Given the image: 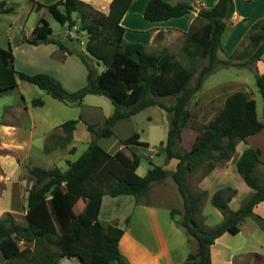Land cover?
I'll return each instance as SVG.
<instances>
[{
    "label": "trees",
    "instance_id": "16d2710c",
    "mask_svg": "<svg viewBox=\"0 0 264 264\" xmlns=\"http://www.w3.org/2000/svg\"><path fill=\"white\" fill-rule=\"evenodd\" d=\"M131 1L111 0L107 13L96 10L83 0H54L46 5L36 1V11L46 6L69 28L75 27L79 19V27L87 33L86 51L104 64L101 71H96L79 53L87 73L85 84L78 89H66L49 73L17 72L12 50L0 47V95L17 85L18 74L67 103L79 102L86 94L94 93L106 95L114 105L113 112L102 124L86 122L92 139L76 159L68 161L67 168L29 167L28 176L32 183L27 189L25 222L16 220L9 212L0 217V252L5 259L11 260V264H57L64 256H75L83 264H107L110 260L130 264L119 247L124 228L118 224L105 225L98 218L102 197L130 194L139 198L152 182L163 180L168 171L159 164H152L144 175L136 172L140 156L134 151L126 152L125 147L149 145L148 141L140 139L139 132L123 138V147L114 152L104 149L97 138L111 135L113 125L119 119L150 105L171 113L162 147L168 159H175L171 174L182 196L183 207L173 206L170 213L173 217L179 215L176 224L196 242L182 264H212L210 247L217 237L226 231L237 233L249 215L264 220L254 213V207L264 200V183L261 175L255 172L256 166L262 163L259 147H245L235 161L238 173L251 189L237 209L229 206L235 189H217L212 193L211 203L223 215L222 221L213 227H206L196 215L206 189L192 191L187 181L188 173L203 162H206L203 176L207 175L216 166V160L231 156L238 141L246 140L263 128L264 121L257 116L256 101L246 91L236 90L227 95L216 114L197 127L189 149L175 148L181 129L191 116L188 103L201 88L205 76L218 63L252 67L261 58L264 53V16L248 28L244 36L248 44L226 58L218 57V50L222 47L221 39L227 27L230 0H216L211 7L200 8L184 32L176 53L167 46L147 51L143 43L123 39L125 27L121 19ZM3 3L1 0L0 6ZM7 9L10 8L2 10ZM191 10L192 5L185 0H148L143 16L150 21H162ZM73 12H77V17H73ZM51 32L48 21L41 17L33 32L24 35V40L33 44L56 42L70 53L61 40L50 36ZM160 35L159 30L155 37L158 39ZM201 60L204 62L197 71ZM195 74V82L190 84ZM255 80L263 100L264 117V73L255 71ZM164 97H173V100L165 102ZM32 102L34 105L43 103L41 98H34ZM77 121L75 118L65 120L61 124L62 133L52 132L51 136L61 139L62 144L69 142ZM45 149L50 151L53 148L46 145ZM79 199L83 202L81 209L76 211L74 206ZM20 240L26 243L22 248Z\"/></svg>",
    "mask_w": 264,
    "mask_h": 264
},
{
    "label": "rangeland",
    "instance_id": "374dc122",
    "mask_svg": "<svg viewBox=\"0 0 264 264\" xmlns=\"http://www.w3.org/2000/svg\"><path fill=\"white\" fill-rule=\"evenodd\" d=\"M32 2L34 0H4L0 6V47L12 50L13 64L17 72L49 73L66 89H78L85 84L87 71L79 53L84 55L96 71H101L104 64L86 51L87 33L79 27V19L76 26L70 27V31H68V25L58 21L46 7L43 6L40 10L35 11L32 8ZM206 3L204 2V4ZM95 4V6H91L96 10L108 12L109 4L107 2ZM5 8L10 9L2 10ZM72 15L77 17V12H73ZM41 17L46 19L52 28L50 36L61 40L71 50L70 53H67L65 48H60L56 42L33 44L24 40V35L28 36L33 32ZM236 27L228 24L227 34H230L231 30ZM69 34L74 36L70 37ZM182 41L183 39L178 38L174 42L171 40V50L176 53ZM242 42L238 47L239 50L248 44L247 39ZM228 55L222 53V58H226ZM203 62L204 60L199 62L197 71ZM254 67L218 63L214 70L205 76L201 88L188 103L191 116L181 129V136L175 145L176 149H189L198 130L197 127L211 119L223 105L227 95L236 90H244L255 99L257 116L261 121H264L263 100L256 84L255 71L257 70ZM196 74L190 84L195 82ZM16 80V86L0 95V217L9 212L16 220L24 223L27 189L32 183L28 176L29 167L41 165L47 168L53 166H58L61 169L67 168L68 161L76 159L92 139L91 132L86 128V122L102 124L104 119L113 112L114 105L106 95L94 93L86 94L79 102L67 103L53 97L37 84L19 77L18 74H16ZM34 98H41L43 103L34 105L32 102ZM162 100L171 102L173 97H164ZM170 116L171 113L165 109L157 105H150L117 121L113 125L111 135L97 138V142L109 152L120 148L122 139L133 132H139L140 139L148 141L147 147L130 145L125 147V150L128 153L134 151L140 156V164L136 168L139 175H144L152 164H159L167 169L168 173L164 179L152 182L146 193L139 197V199L149 201L156 206L158 220L163 221L169 215L167 204L170 207H183L182 196L171 174L174 162L167 158L163 147H161L166 140ZM72 118L78 119L74 137L69 142L62 144V140L51 136V133H62V122ZM46 145L53 149L45 151ZM247 146L259 147L261 150L262 163L256 166L255 172L261 175L264 183L263 126L261 130L249 135L246 140L238 141L234 152L228 159L215 161L216 166L213 169L216 171L209 176L211 180L208 183L213 186L206 190L196 214L198 220L206 227H213L223 219L221 211L211 203V195L215 190H230L232 188L236 190L229 202L231 209H237L249 196L251 189L235 166L237 157ZM121 147H123V143ZM205 163L203 162L196 170L188 173L187 181L192 191L204 190L201 188L200 181L204 177ZM228 190L224 191L228 192ZM129 198L134 201L132 203L123 202ZM139 199L130 194L104 195L103 223L108 225L110 221L107 217L111 215L112 218H115L112 224L118 223L123 228L129 227L132 235L146 237V235L155 234L156 228L150 227L148 218L139 212V207H136L135 203ZM82 200L79 199L76 202L74 206L76 211L81 209ZM262 209L264 211V204ZM126 218H129L128 222L125 221ZM262 218L264 219V215ZM163 221H161L162 224ZM167 231L166 225L165 232ZM190 240L193 245L196 244L194 239ZM254 241H257V244ZM25 244V242L19 241L21 248ZM216 246L220 248V256L227 257L228 251L233 254L231 264H251L253 253L264 256V220L253 214L247 216L240 224L239 232H224ZM191 247L189 244V249H192ZM248 249H252V251ZM72 262L82 264L76 260ZM0 264H11V260L5 259L1 252ZM68 264L70 263L68 262Z\"/></svg>",
    "mask_w": 264,
    "mask_h": 264
},
{
    "label": "crops",
    "instance_id": "0c3cea01",
    "mask_svg": "<svg viewBox=\"0 0 264 264\" xmlns=\"http://www.w3.org/2000/svg\"><path fill=\"white\" fill-rule=\"evenodd\" d=\"M36 1H39L46 5L53 2L54 0H34V2H32V8L35 11H36L35 9ZM83 1L89 3L90 5L95 6L96 5L95 3L107 2V4H109L111 0H83ZM147 1L148 0H132L127 11L125 12V14L121 19V24L124 25L125 27L123 33V39L125 41L141 42L144 44L145 49L147 51L157 50L161 46H167L171 50V46H172L170 44L171 40L174 42L176 38L183 39L184 32L187 30L190 22L195 17L198 10L201 7L209 8L216 2V0H187L192 5V7L196 8V11L191 10V12L186 13L182 16L172 17L167 20L150 21L143 16V9ZM168 1L175 2L177 0H168ZM204 2H207L206 3L207 5L204 4ZM102 13H106V12H102ZM263 16H264V0H230L229 8L226 16L227 25L231 24L235 27L236 25L239 26H237L235 29L233 28L230 34L229 33L227 34L226 32L227 29H225L221 39L222 47L218 50V57L222 58V53H224V55H228L232 53L234 50H236L240 46L241 42L244 40V36L250 25L255 20ZM240 23L242 24L241 26ZM65 25L67 24L65 23ZM68 29H69L68 31H70V28ZM159 30L161 35L157 39L155 36ZM68 36L71 37L74 35L69 34ZM180 45L181 43L179 44V46ZM253 66L256 67L257 72L264 73V53L262 54L261 58L254 63ZM74 130H73V137H74ZM121 146L122 143L120 147ZM170 160H173L174 162L172 168L173 170L176 162L175 159L173 158ZM215 171H216L215 169H212L207 175H205L201 179L200 181V185L202 186L201 188L209 190L210 187L213 186L212 184L208 185V183H210L211 180L209 179V176L211 174H214ZM103 201H104V196L102 197V202L98 214V218L102 223H103V217H102ZM133 201L134 200L132 198H129L128 200H125L123 202L132 203ZM135 204L136 207H139L140 210L139 212L142 215L146 216L148 218V221H150V227L156 228V233L153 234L152 236L146 235V237H141L138 235H132L129 231V227L126 226L124 227L123 234L119 240V247L121 249V252L128 259L129 263L130 264H182V261L186 258L187 254L190 251H192V249L196 246V244L193 245L192 241L188 238L184 229L176 224L175 220L179 215L175 214L173 217L170 213L171 207L167 204L169 215L167 216L166 219H164V221L161 219L158 220L157 216L159 215L157 214L158 213L157 208L152 203H150L149 201L139 199V201H136ZM263 204H264V200L259 202L254 207V213L259 214L260 216L264 215L263 213L264 211L262 209ZM107 219H109L111 224L112 222H114L113 220H115V218H112L111 215H109ZM161 221H163L164 223L162 224ZM166 225H167L168 233L165 232ZM220 237L221 235L215 239V241L212 243L210 247L212 264H231V259L233 254H230L229 253L230 251L227 252L228 253L227 257H223V255L220 256V248L216 246L218 244V240L220 239ZM254 243L257 244V241H254ZM189 244H191L192 249H189ZM248 250L252 251V249H248ZM252 255L253 256H251V260H250L251 264H263L264 261L263 255H260L258 253H253ZM70 259L72 261L75 260L80 261V259H78L75 256H64L59 260L57 264H68V262L70 264H74V262H72ZM114 261L115 260H110L107 264H118L117 262ZM78 263H82V262L80 261Z\"/></svg>",
    "mask_w": 264,
    "mask_h": 264
},
{
    "label": "water",
    "instance_id": "95a60500",
    "mask_svg": "<svg viewBox=\"0 0 264 264\" xmlns=\"http://www.w3.org/2000/svg\"><path fill=\"white\" fill-rule=\"evenodd\" d=\"M192 10L196 11V8L192 7Z\"/></svg>",
    "mask_w": 264,
    "mask_h": 264
}]
</instances>
